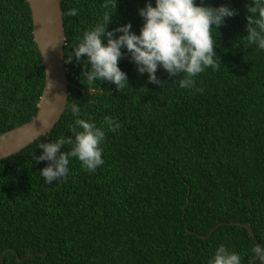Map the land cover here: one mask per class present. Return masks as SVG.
<instances>
[{
    "label": "trees",
    "instance_id": "trees-1",
    "mask_svg": "<svg viewBox=\"0 0 264 264\" xmlns=\"http://www.w3.org/2000/svg\"><path fill=\"white\" fill-rule=\"evenodd\" d=\"M106 2L59 0L66 103L47 135L0 159L3 264H209L220 245L249 264L255 245L243 226L200 235L243 222L264 244V50L246 40L252 0H194L236 14L212 30L221 66L194 77L193 88H180L183 74L162 67L161 84L149 82L122 48L118 67L129 87L121 91L108 81L90 86L86 57H72L84 33L113 11ZM147 3L155 6L116 0L106 31L130 23L139 35L138 9ZM71 8L76 17L66 14ZM42 83L27 1L0 0V133L35 114ZM72 103L79 118L104 126V164L88 172L71 158L68 175L48 184L40 170L50 162L35 157L40 143L72 134ZM109 115L120 123L116 132L104 125Z\"/></svg>",
    "mask_w": 264,
    "mask_h": 264
},
{
    "label": "clouds",
    "instance_id": "clouds-1",
    "mask_svg": "<svg viewBox=\"0 0 264 264\" xmlns=\"http://www.w3.org/2000/svg\"><path fill=\"white\" fill-rule=\"evenodd\" d=\"M104 7H111L113 11L106 12L102 22L84 33L81 42L73 50L72 57L78 62L81 57H86L90 67L83 75L90 86L96 81H108L118 91L129 87L126 73L118 67L124 55L122 48L127 50L137 72L147 73L149 82L161 84L156 72L158 67H162L170 77L176 78L183 74L179 79L180 88H193L194 77L206 68L217 70L221 66L214 51L212 30L221 27L225 17L236 14V10L227 6L213 8L197 5L194 0H155L154 7L147 3L144 8L138 9L144 23L137 35L131 31L130 23L106 31L116 9V0H107ZM247 11L250 15L246 17V40L264 50V4L261 0H252V6L247 7ZM66 14L76 17L78 9L71 8ZM115 33L120 35L116 36ZM47 87H52L51 83ZM197 91L202 92L203 89ZM70 110L77 117L70 126L72 134L61 136L54 142L40 143L42 154L35 157L37 162H50L40 170V175L48 184L68 175L71 158H77L88 172H94L104 164V126L98 127L90 120L79 118L81 110L77 103H72ZM41 125L47 128L48 122L43 121ZM104 125L110 132H116L120 128L119 121L110 115L104 117ZM36 135L38 133H34ZM65 145L72 147L62 152L61 147ZM252 253L255 261L264 264V244H255ZM209 264H241V257L238 253L229 251L225 245H220Z\"/></svg>",
    "mask_w": 264,
    "mask_h": 264
},
{
    "label": "water",
    "instance_id": "water-1",
    "mask_svg": "<svg viewBox=\"0 0 264 264\" xmlns=\"http://www.w3.org/2000/svg\"><path fill=\"white\" fill-rule=\"evenodd\" d=\"M26 1L30 12L32 39L40 56V65L43 68V83L36 103L35 114L29 120L0 133V159L18 152L38 137L47 135L59 119L67 97L69 82L63 68L64 28L59 0ZM48 83H51L52 87L48 88ZM43 121L48 122L47 128L41 125ZM34 133H38V135L34 136ZM226 223L243 226L254 245L258 244L249 223L235 221L219 222L206 235H200V237H207L216 227ZM2 255L3 253L0 257V264H3ZM40 256L43 257L44 253H40ZM16 259L18 258L16 257ZM255 259L252 256L249 264H253Z\"/></svg>",
    "mask_w": 264,
    "mask_h": 264
}]
</instances>
